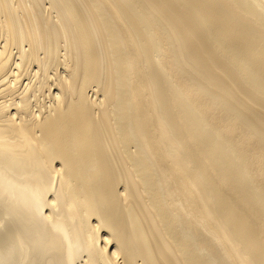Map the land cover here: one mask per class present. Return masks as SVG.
<instances>
[{
	"label": "bare ground",
	"instance_id": "1",
	"mask_svg": "<svg viewBox=\"0 0 264 264\" xmlns=\"http://www.w3.org/2000/svg\"><path fill=\"white\" fill-rule=\"evenodd\" d=\"M0 264H264V0H0Z\"/></svg>",
	"mask_w": 264,
	"mask_h": 264
}]
</instances>
